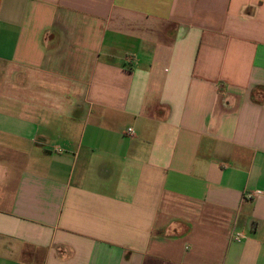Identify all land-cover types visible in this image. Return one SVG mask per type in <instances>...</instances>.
<instances>
[{"label": "crops", "instance_id": "0c3cea01", "mask_svg": "<svg viewBox=\"0 0 264 264\" xmlns=\"http://www.w3.org/2000/svg\"><path fill=\"white\" fill-rule=\"evenodd\" d=\"M0 264H264V0H0Z\"/></svg>", "mask_w": 264, "mask_h": 264}, {"label": "built area", "instance_id": "2783aa9c", "mask_svg": "<svg viewBox=\"0 0 264 264\" xmlns=\"http://www.w3.org/2000/svg\"><path fill=\"white\" fill-rule=\"evenodd\" d=\"M129 132L132 134V130L130 129ZM243 239V236L242 234H237L236 237H235V240L236 241H241Z\"/></svg>", "mask_w": 264, "mask_h": 264}]
</instances>
